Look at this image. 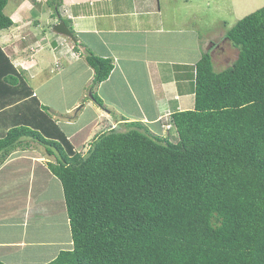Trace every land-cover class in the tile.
<instances>
[{
  "label": "trees",
  "instance_id": "1",
  "mask_svg": "<svg viewBox=\"0 0 264 264\" xmlns=\"http://www.w3.org/2000/svg\"><path fill=\"white\" fill-rule=\"evenodd\" d=\"M9 1L0 0V32L14 26ZM47 4L71 28L62 3ZM224 39L238 58L217 72L202 50L192 66L194 108L171 114L173 142L105 104L98 88L114 59L77 38L75 56L94 77L75 113L93 102L117 122L86 152L0 44V167L16 151L43 148L64 191L73 249L48 264H264V7ZM9 108L20 125L2 116Z\"/></svg>",
  "mask_w": 264,
  "mask_h": 264
},
{
  "label": "crops",
  "instance_id": "2",
  "mask_svg": "<svg viewBox=\"0 0 264 264\" xmlns=\"http://www.w3.org/2000/svg\"><path fill=\"white\" fill-rule=\"evenodd\" d=\"M26 1L29 0H16L10 13L5 11L14 26V17L33 11L34 7L31 9ZM47 1L37 0L35 4L48 5ZM85 3L90 8L82 14L79 11L86 9ZM62 4L71 6L76 14V20L73 13L64 15L77 36L100 57L114 59L115 69L99 86L98 94L118 115L142 122L163 136L164 120L170 123L174 111L194 108L191 68L201 58L202 41L196 30L178 27L184 1L183 6H163L162 0H63ZM12 28L0 32L7 44ZM207 38L211 50L225 35L209 33ZM51 55L54 58L41 64L43 71L51 68L53 61L64 60L62 53ZM68 58L47 79L36 83L34 90L44 106L57 112L73 110L94 77L84 58L72 52ZM24 74L31 85L30 77ZM88 110L90 124L84 128L82 124L74 131L64 129L75 148L86 136L90 140L116 123L107 111L92 103L86 105L81 115ZM13 113L9 109L3 114L8 124L15 117ZM67 123L71 128L79 124ZM169 131L177 136L172 128ZM40 149L43 148L16 151L0 167V262L5 264H48L61 251L73 249L62 183L48 166L39 164V159L47 157Z\"/></svg>",
  "mask_w": 264,
  "mask_h": 264
},
{
  "label": "rangeland",
  "instance_id": "3",
  "mask_svg": "<svg viewBox=\"0 0 264 264\" xmlns=\"http://www.w3.org/2000/svg\"><path fill=\"white\" fill-rule=\"evenodd\" d=\"M29 1L32 2V0ZM29 1H26V3L29 5V7H31V9L32 7H34L33 11L30 13H23L25 14L23 16L24 18L22 16H18L17 18L14 17L16 21L15 26L9 32V35H7V39L10 41V43H6L7 41L4 40L3 33L0 34V42L8 53V55L15 63V65L20 69V71H23L28 75V77H30L32 85L31 87L33 90H36V83H41L42 81L47 79V77L52 74L51 71H57L59 65H62L63 62H68L69 54L72 51V41L67 39V37L60 36L54 31L55 24H58L60 22L56 10H53L48 5L38 6L35 3L31 4V2ZM183 1V10L178 14V20L180 22L178 24V27H184L186 30L189 31L196 30V32L199 33L202 41V44L200 45L201 53L203 49H210L207 38V35L209 33L216 34L219 36L226 35L228 31L231 30L240 20L264 7V0H188L187 2L185 0H162V5L164 6L165 4H167L169 6H175L176 4H182L183 6ZM56 2L58 4H61L63 3V0H56ZM13 3L15 4L16 0H14V2H9L5 10L6 13H10L12 9L11 6L13 5ZM63 5L65 7L60 8V11H62L63 14L73 13L75 15L76 20V14L73 12V10H71V6L65 4H62L61 6ZM83 7L86 9H82L81 11H79L82 14L85 13V11H88V9L90 8V6H88L87 8L86 3L83 5ZM68 22L70 21L68 20ZM69 24L71 25V22ZM2 37L3 39H1ZM219 43V46L215 45L213 47L214 50H211L214 56L215 70L217 72L223 71L228 67L232 66V64L238 58L239 54V51L236 50L233 45L228 42V40L221 39L219 40ZM55 52L64 54V60L60 59V61H53L52 67H49L48 69L43 71L41 69L42 65L46 64L43 63V61L45 59L54 58V56L51 54ZM202 55L203 54L200 55L201 58ZM201 58L199 59L201 60ZM200 60H198V62ZM92 80L87 84V86L92 82ZM90 103L96 106L93 102ZM78 105H76V107L69 112L55 111L56 113H58L56 115V118L58 120L59 127L63 130L65 134L67 133L64 131V129L66 131L67 129L69 131H74L78 130L82 126V124V128L90 124L89 120L91 116L89 115V110L85 112L83 116L81 115V112L75 113L78 110ZM97 108L100 109L99 107ZM9 109H12L14 111L13 108ZM14 113V119L9 121L10 127L20 125L19 120H17L19 117L17 116L15 111ZM108 113L110 114V112ZM70 115H74L76 120H71L70 118H68ZM107 118H109V116H107ZM118 118L123 120V118L121 117ZM126 119L130 121L128 118ZM67 122H70L72 125H74V123L79 124L75 125L74 128H71L73 126H67ZM67 124L70 125L69 123ZM165 124L166 126L164 128L163 136L168 137L173 142H177L178 136L169 131V128H171V126H169V121L164 120V125ZM116 125L117 122L113 124V126ZM99 126H101V123L99 124ZM79 140H81V138ZM91 140L92 139L89 140L86 136L79 143V149L76 148V150L78 152H86L88 150V145ZM40 150L45 155L43 149ZM36 153L38 155H42V153L39 151ZM48 161V157L44 156V158L39 159V164L47 166L46 164ZM39 204L41 205L42 203H38L37 205ZM35 234L36 233H34V235Z\"/></svg>",
  "mask_w": 264,
  "mask_h": 264
},
{
  "label": "water",
  "instance_id": "4",
  "mask_svg": "<svg viewBox=\"0 0 264 264\" xmlns=\"http://www.w3.org/2000/svg\"><path fill=\"white\" fill-rule=\"evenodd\" d=\"M54 30L56 32H58L59 34L66 35V36H70L71 39L74 42H76V39L74 38V36L72 35L70 29L66 26V24L64 22H60L57 25H55Z\"/></svg>",
  "mask_w": 264,
  "mask_h": 264
},
{
  "label": "clouds",
  "instance_id": "5",
  "mask_svg": "<svg viewBox=\"0 0 264 264\" xmlns=\"http://www.w3.org/2000/svg\"><path fill=\"white\" fill-rule=\"evenodd\" d=\"M33 3V2H32ZM62 16H63V18H65V15L63 14V12H62ZM59 21L60 22H64V21H62L61 19H60V17H59ZM59 22V23H60ZM65 23V22H64ZM66 24V23H65ZM55 25H57V24H55ZM66 26L70 29V31H71V33H72V35L74 36V38L76 39V42H74L72 39H71V37L70 36H66V35H62V34H59L58 32H56L55 30V32L56 33H58L60 36H64V37H67V39H69V40H71L72 41V46H73V49H72V53L75 55L76 53L74 52V47H75V45H76V43H77V38L78 39H80L78 36H77V34H76V32H75V30H74V28H73V26H72V23H71V28L66 24ZM55 27V26H54ZM5 31V30H4ZM77 37V38H76ZM219 46V45H218ZM212 51L214 50L213 48L211 49ZM211 51V52H212ZM17 67V66H16ZM18 68V67H17ZM93 70V69H92ZM21 124V123H20ZM170 126V125H169Z\"/></svg>",
  "mask_w": 264,
  "mask_h": 264
}]
</instances>
